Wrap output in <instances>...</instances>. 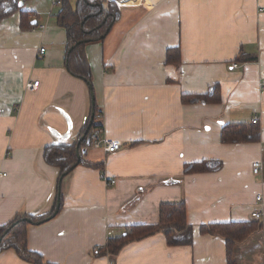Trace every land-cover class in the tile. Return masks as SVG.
<instances>
[{
    "label": "crops",
    "instance_id": "crops-1",
    "mask_svg": "<svg viewBox=\"0 0 264 264\" xmlns=\"http://www.w3.org/2000/svg\"><path fill=\"white\" fill-rule=\"evenodd\" d=\"M113 1L119 19L84 47L91 86L65 68L57 0H13L0 20V225L18 213L44 215L61 195L57 215L27 229L28 248L45 262L227 264L225 239L199 227L255 220V211L264 223V0ZM214 87L218 101H189ZM89 117L101 139L122 147L108 153L99 141L82 149L78 158L103 166L79 164L59 180L44 149L75 142ZM230 122H257L259 139L222 143ZM204 159L222 166L183 173ZM180 199L191 245L169 246L155 233L113 255L100 250L126 227L155 224L160 204ZM232 262L264 264L262 230L235 244ZM0 264L32 263L7 249Z\"/></svg>",
    "mask_w": 264,
    "mask_h": 264
},
{
    "label": "trees",
    "instance_id": "trees-1",
    "mask_svg": "<svg viewBox=\"0 0 264 264\" xmlns=\"http://www.w3.org/2000/svg\"><path fill=\"white\" fill-rule=\"evenodd\" d=\"M13 0H0V20L14 10ZM10 2V6L3 4ZM60 10L57 14L58 24L66 30L64 64L66 70L91 86V72L87 62L84 47L88 43L98 42L110 31L120 16V9L113 0H76L74 6L69 0H59ZM13 3V4H12ZM10 8V9H9ZM176 48L168 49L166 62L172 61ZM92 92V87H90ZM189 101L209 102L218 101L219 93L212 92L205 95L189 97ZM184 99L183 101H188ZM101 126L90 117L72 144H52L44 149V160L59 170V180L63 179L79 164L102 167V162L90 163L77 152L87 149L101 140ZM259 139V124L257 122H230L222 126L220 141L222 143L253 142ZM222 162L218 159H204L199 162L187 163L183 173L208 172L219 170ZM60 183V182H59ZM54 203L52 209L44 215L35 216L25 213L15 214L7 223L0 225V252L12 249L21 259L32 264H51L45 262L41 255L28 248L27 229L30 225L43 224L54 218L61 207ZM192 225L186 217V203L184 199L162 202L159 206V217L155 224H138L126 227L122 234L108 236L106 245L101 247L103 253L111 255L128 242L162 233L169 246L191 245L193 239ZM200 233L220 236L225 239L227 264L232 262V251L236 243L244 241L257 230L264 233V223L255 220L238 222L207 223L199 227Z\"/></svg>",
    "mask_w": 264,
    "mask_h": 264
},
{
    "label": "built area",
    "instance_id": "built-area-1",
    "mask_svg": "<svg viewBox=\"0 0 264 264\" xmlns=\"http://www.w3.org/2000/svg\"><path fill=\"white\" fill-rule=\"evenodd\" d=\"M149 3H157L159 2V0H148ZM57 3H60L59 0H57ZM39 52L42 54L44 52V48H40ZM237 64L233 63V67H236ZM38 85V81H33V82H26L25 84V88L32 90L34 89L36 86ZM261 87L264 88V78L261 82ZM98 117H100V114H97ZM256 119V117L254 118ZM100 141H102V145H103V149L105 152L111 153V152H115L117 150H119L122 147V143L119 140H106V139H101ZM96 146L100 145V142L95 143ZM259 167H260V163L258 161H255L252 163V170L254 173H257L259 171ZM100 178L102 180H105L106 182L113 184L115 182V180L113 178L111 179H107L103 174H101ZM260 196H257V199H259ZM252 217L254 219H259L260 218V214L259 212H253L252 213Z\"/></svg>",
    "mask_w": 264,
    "mask_h": 264
},
{
    "label": "water",
    "instance_id": "water-1",
    "mask_svg": "<svg viewBox=\"0 0 264 264\" xmlns=\"http://www.w3.org/2000/svg\"><path fill=\"white\" fill-rule=\"evenodd\" d=\"M77 155H79V154H77Z\"/></svg>",
    "mask_w": 264,
    "mask_h": 264
}]
</instances>
